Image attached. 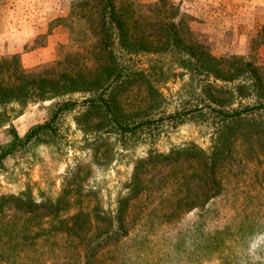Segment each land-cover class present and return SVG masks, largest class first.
I'll return each mask as SVG.
<instances>
[{
	"label": "rangeland",
	"instance_id": "374dc122",
	"mask_svg": "<svg viewBox=\"0 0 264 264\" xmlns=\"http://www.w3.org/2000/svg\"><path fill=\"white\" fill-rule=\"evenodd\" d=\"M112 1L120 6L125 0ZM132 1L136 9L141 8L139 5L163 2ZM165 2L166 19L176 23L186 42L200 44L215 57L249 61L264 70V0ZM100 6L99 0H0V45L17 28L21 31L25 27L26 31L34 32L30 35L33 44H27L29 48H39L48 41H52L53 48L50 59L31 67L24 66L17 54L3 52L0 59L15 55L25 72L48 77L72 69L94 68L103 61L99 50ZM147 58L152 59L148 55L135 57L134 68L146 70ZM186 78L171 77L155 84L161 95L157 107L148 103L143 80L133 82L118 94L117 102L129 115L166 116L179 109ZM69 97L79 99L80 96ZM54 101L29 103L10 123L22 135L29 127L46 119ZM75 119L76 113L66 114L60 120L55 139L30 144L4 161L0 166V195L29 193L37 200L55 198L61 193L63 183L76 179L78 186L73 187L77 193L74 188L72 191L81 198L83 208L112 210L117 198L126 193L125 184L137 159L191 143L207 151L212 145L211 123L198 119L186 118L179 124L164 122L158 128L131 138H117L91 125L78 124ZM83 127L89 129L87 134L82 131ZM9 138L7 124L0 128V145ZM233 141L232 152L217 168L221 189L215 197L210 198L212 185L204 181V167L199 161L181 160L147 169L142 177L149 181L150 193L130 201L126 215L130 231L118 242L114 257L125 255L130 264H137L133 238L145 223L144 217L152 212L156 232L148 234L150 247L145 251L151 252L150 256H160L166 264L179 262L174 258L169 261V255L164 257L163 253L168 250L160 247L165 241L171 245L177 237H182L189 247L192 228L198 230L200 241L207 233L212 237L226 226H230L229 233L233 232L241 243L235 248L239 257L249 256L252 264H264V239H258L264 235V137L254 131L240 130ZM190 205L196 208L181 213ZM16 215L12 205H8L2 218L7 220ZM149 219L151 215L146 220ZM243 220L256 225L251 234L243 230L242 234L247 235L245 239L235 232ZM115 243L111 241L108 247H115ZM252 243L258 245L254 250L250 249ZM105 253L100 254L97 264L113 263ZM189 264L216 262L203 260Z\"/></svg>",
	"mask_w": 264,
	"mask_h": 264
},
{
	"label": "trees",
	"instance_id": "16d2710c",
	"mask_svg": "<svg viewBox=\"0 0 264 264\" xmlns=\"http://www.w3.org/2000/svg\"><path fill=\"white\" fill-rule=\"evenodd\" d=\"M99 1V50L103 61L95 69H72L48 77L25 72L15 55L0 59V128L8 124L10 135L0 145V166L30 144L55 139L61 118L72 112L76 113L78 124L91 125L117 138L149 132L164 122L179 124L186 118L208 121L213 128L212 145L207 151L191 143L137 159L125 184L126 193L117 198L112 210L83 208L81 198L72 191L78 186L76 179L63 183L55 198L37 200L29 193L0 195V264H97L105 251L112 264H130L125 255L114 254L118 242L130 231L126 216L130 201L150 193L149 181L142 177L147 169L181 160L199 161L204 167V181L212 185L210 198L215 197L221 189L218 165L232 152L237 132L250 130L264 137L263 69L249 61L215 57L200 44L186 42L176 23L166 19L165 0L139 5V9L132 0H125L120 6L112 0ZM141 55L152 57L147 58L146 70L134 68L133 59ZM184 76L187 78L183 81L180 107L166 116L129 115L117 102L118 94L133 82L143 80L148 103L157 107L161 95L155 84ZM75 94L79 99L69 97ZM50 100L55 101L48 108L46 119L19 135L11 120L27 104ZM88 130L82 128L84 134ZM8 205L17 215L4 220L2 214ZM194 208L190 205L181 213ZM150 215L151 219L146 220ZM144 219L133 238L137 264H166L160 256H150L151 252L145 251L150 247L148 234L156 229L152 212ZM244 220L235 230L241 239L247 238L243 230L251 234L256 226ZM229 229L226 226L212 237L207 233L199 241L198 230L192 228L189 247L184 238L177 237L171 245L165 241L160 248L168 250L163 253L165 258L169 255V261L174 258L179 264L203 260L252 264L249 256L239 257L235 248L241 243ZM111 241L117 242L113 248L108 247Z\"/></svg>",
	"mask_w": 264,
	"mask_h": 264
},
{
	"label": "crops",
	"instance_id": "0c3cea01",
	"mask_svg": "<svg viewBox=\"0 0 264 264\" xmlns=\"http://www.w3.org/2000/svg\"><path fill=\"white\" fill-rule=\"evenodd\" d=\"M18 30L20 29L17 28L16 32L12 33V36L6 38L2 45H0V53L17 54L23 65L30 67L45 62L48 58L50 59V55L53 51L52 41H48L44 46L39 48H29L27 44H33L32 41H30V35L34 32L26 31L25 27L21 29V31Z\"/></svg>",
	"mask_w": 264,
	"mask_h": 264
},
{
	"label": "clouds",
	"instance_id": "9594fccd",
	"mask_svg": "<svg viewBox=\"0 0 264 264\" xmlns=\"http://www.w3.org/2000/svg\"><path fill=\"white\" fill-rule=\"evenodd\" d=\"M258 239H264V235H262L261 237H259ZM258 247V245L256 244V243H252L251 245H250V249H256Z\"/></svg>",
	"mask_w": 264,
	"mask_h": 264
}]
</instances>
